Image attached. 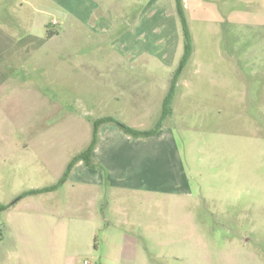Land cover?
<instances>
[{
	"label": "rangeland",
	"instance_id": "1",
	"mask_svg": "<svg viewBox=\"0 0 264 264\" xmlns=\"http://www.w3.org/2000/svg\"><path fill=\"white\" fill-rule=\"evenodd\" d=\"M23 1L0 0V264L65 263L68 214L44 206L73 187L65 177L96 120L154 129L175 78L162 128L173 132L191 195L150 199L163 207L159 226L174 222L167 206L201 207L213 223L202 232L230 230L244 243L225 255L222 238L206 235L173 264H264V0H188L193 53L182 71L175 0ZM112 130L125 134L107 123L98 137ZM115 200L110 207L125 209L150 201Z\"/></svg>",
	"mask_w": 264,
	"mask_h": 264
},
{
	"label": "crops",
	"instance_id": "2",
	"mask_svg": "<svg viewBox=\"0 0 264 264\" xmlns=\"http://www.w3.org/2000/svg\"><path fill=\"white\" fill-rule=\"evenodd\" d=\"M26 2L52 4L51 0L22 3ZM187 2L184 0L185 5ZM21 14L18 19H23ZM35 25L39 31L47 28L43 19ZM92 157L97 167L92 169L83 161L78 162L76 167L80 171L70 174L64 183L71 182L73 187L64 191L65 197L56 193L44 206L45 211L52 210L59 217L61 212L68 214L70 230L64 264H173V260L179 262L191 252L186 243H201L206 235L212 234L213 240L222 238L220 244L224 246L219 249L225 255H236L243 245L244 241L240 242L230 230H225L221 238L218 232H202L201 227L209 228L213 223L204 219L202 213L206 210L201 207L167 206L165 211L173 214L174 222L165 228L159 226L158 213L163 207L150 199L163 194L191 195L171 129L162 128L149 138H132L118 130L105 131L99 136ZM127 195L132 199L145 196L150 201L127 209L109 206L111 197L117 203L119 199L124 202ZM142 211L145 216L141 215ZM174 245H179L175 252L169 249Z\"/></svg>",
	"mask_w": 264,
	"mask_h": 264
},
{
	"label": "trees",
	"instance_id": "3",
	"mask_svg": "<svg viewBox=\"0 0 264 264\" xmlns=\"http://www.w3.org/2000/svg\"><path fill=\"white\" fill-rule=\"evenodd\" d=\"M175 4H176L177 13L183 22L185 39H186V41H185V53H184V57H183L182 62H181V71H182V69L185 67V65L191 59V56L193 53V45H192L191 35L189 33V30H188V27L186 24V20H185V3H184V0H175ZM176 79L177 78H175L173 88L171 89V91L169 92V94L167 95V97L164 100L161 118H160L159 122L157 123V125L155 126L154 129L149 130V131H140V130L134 129V128H132V127H130L124 123H121L120 121L116 120L113 117H105V118H101V119L96 120V122L94 123L95 129H94V137H93L92 143L83 153H81L80 155H78L77 157H75L72 160V162L69 166V169H68V174L65 177V180H66V178H68V176H69L71 170L74 168V166L80 161H83L87 165V167H89V168L93 169V168L97 167V165L93 161L92 155H93V151L95 150V148L98 144V141H99V137H98L99 128L103 124L116 123L122 132H124L125 134H127L133 138H149V137L156 136L159 133V131L161 130L162 126L164 125L165 120L173 115L172 103H173V99H174V88H175Z\"/></svg>",
	"mask_w": 264,
	"mask_h": 264
}]
</instances>
